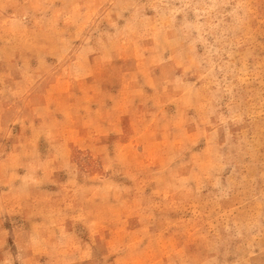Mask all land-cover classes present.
Returning a JSON list of instances; mask_svg holds the SVG:
<instances>
[{
	"label": "rangeland",
	"instance_id": "374dc122",
	"mask_svg": "<svg viewBox=\"0 0 264 264\" xmlns=\"http://www.w3.org/2000/svg\"><path fill=\"white\" fill-rule=\"evenodd\" d=\"M0 264H264V0H0Z\"/></svg>",
	"mask_w": 264,
	"mask_h": 264
}]
</instances>
